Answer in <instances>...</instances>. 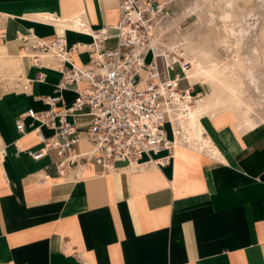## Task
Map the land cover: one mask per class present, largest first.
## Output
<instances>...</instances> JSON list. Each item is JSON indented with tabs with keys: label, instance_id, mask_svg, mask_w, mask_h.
Here are the masks:
<instances>
[{
	"label": "crops",
	"instance_id": "0c3cea01",
	"mask_svg": "<svg viewBox=\"0 0 264 264\" xmlns=\"http://www.w3.org/2000/svg\"><path fill=\"white\" fill-rule=\"evenodd\" d=\"M159 1L166 12L169 0ZM118 19L116 0H0V264H264L261 126L250 132L229 115L202 116L213 154L181 121L189 142L175 146L169 165L92 166L75 181L57 174L53 150L37 161L28 155L40 148L32 120L21 134L16 119L45 110L41 99L60 75L48 58L35 67L27 45L63 39L77 45L70 57L82 66L90 33ZM191 89L202 94L197 82ZM75 97L62 93L66 105ZM88 123L79 118L78 128Z\"/></svg>",
	"mask_w": 264,
	"mask_h": 264
},
{
	"label": "built area",
	"instance_id": "2783aa9c",
	"mask_svg": "<svg viewBox=\"0 0 264 264\" xmlns=\"http://www.w3.org/2000/svg\"><path fill=\"white\" fill-rule=\"evenodd\" d=\"M116 4L117 23L90 33L91 43L84 45L88 58L82 66L70 57L77 45L68 48L63 39L26 47L35 67L41 59H51L60 78L53 95L41 99L46 109L20 114L15 127L22 134L23 121L32 120L30 127L40 148L28 155L37 161L53 150L57 156L54 167L63 180H78L92 166L103 173L113 170L115 164L131 170L169 165L181 131L178 121L186 114L184 104L197 98L192 94L186 73L190 64L181 47L169 49L162 41L167 16L164 3L116 0ZM110 40L114 45L106 47ZM149 55L151 61L146 63ZM176 64L181 75L171 78L169 73ZM36 80L43 82L44 75L38 74ZM184 80L189 87L179 89ZM32 81L26 80L23 90ZM68 90L76 97L66 105L62 93ZM79 118H87L88 125L78 128ZM43 128L51 134L45 136ZM82 145L86 148H80Z\"/></svg>",
	"mask_w": 264,
	"mask_h": 264
},
{
	"label": "rangeland",
	"instance_id": "374dc122",
	"mask_svg": "<svg viewBox=\"0 0 264 264\" xmlns=\"http://www.w3.org/2000/svg\"><path fill=\"white\" fill-rule=\"evenodd\" d=\"M166 8L164 45H179L216 77L217 86L224 85L218 86L224 96L233 95L236 105L216 115L231 116L242 130L264 128V0H169ZM150 61L151 55L145 62ZM177 74L176 64L169 76ZM188 87L185 80L179 84V89ZM206 87L200 84L201 93ZM165 130L169 135V127Z\"/></svg>",
	"mask_w": 264,
	"mask_h": 264
},
{
	"label": "bare ground",
	"instance_id": "6f19581e",
	"mask_svg": "<svg viewBox=\"0 0 264 264\" xmlns=\"http://www.w3.org/2000/svg\"><path fill=\"white\" fill-rule=\"evenodd\" d=\"M72 27L76 28V23H74ZM184 56L185 61L190 64L189 68L186 70L189 82L192 84L197 82L202 85H208V87L205 88L204 92L201 96H199L197 101L184 104L186 114L183 119H180L178 121V123L183 121V123L185 124V129L190 134V136L195 138V140L202 145L203 149H205L206 151H211L213 154H215V150L211 146L209 140L203 137V130L200 126V118L204 115L214 116L216 115L217 111L223 110L228 107H233L234 105H236V102L233 99V95H230L228 93V95L224 96L220 92V88L218 86L223 88L222 86L224 85L219 84L217 86L215 82L216 77L213 74L202 67V65L196 64L195 61L189 59L186 55ZM225 89L227 90V88ZM252 129L253 127H250V130ZM181 134L182 128L180 133L176 135V138ZM187 136V134L181 135V142H178L176 140V146L179 144H183V138L187 140L188 143L189 140Z\"/></svg>",
	"mask_w": 264,
	"mask_h": 264
}]
</instances>
